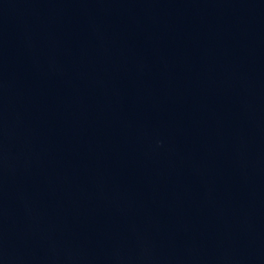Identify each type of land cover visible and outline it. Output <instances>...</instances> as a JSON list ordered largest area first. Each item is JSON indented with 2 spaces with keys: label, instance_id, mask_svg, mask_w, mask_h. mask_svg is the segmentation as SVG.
<instances>
[{
  "label": "water",
  "instance_id": "obj_1",
  "mask_svg": "<svg viewBox=\"0 0 264 264\" xmlns=\"http://www.w3.org/2000/svg\"><path fill=\"white\" fill-rule=\"evenodd\" d=\"M0 264H264V0H0Z\"/></svg>",
  "mask_w": 264,
  "mask_h": 264
}]
</instances>
